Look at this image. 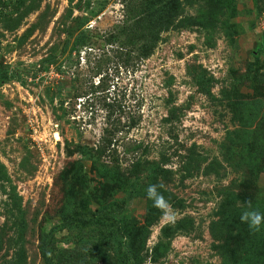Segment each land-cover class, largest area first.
Here are the masks:
<instances>
[{"label": "rangeland", "instance_id": "1", "mask_svg": "<svg viewBox=\"0 0 264 264\" xmlns=\"http://www.w3.org/2000/svg\"><path fill=\"white\" fill-rule=\"evenodd\" d=\"M245 211L264 0H0V264H264Z\"/></svg>", "mask_w": 264, "mask_h": 264}, {"label": "clouds", "instance_id": "2", "mask_svg": "<svg viewBox=\"0 0 264 264\" xmlns=\"http://www.w3.org/2000/svg\"><path fill=\"white\" fill-rule=\"evenodd\" d=\"M147 198L152 200L153 205L162 210L165 218L174 219L175 213L171 205L167 202L161 192L158 191V185H149L147 188ZM241 221L247 223L249 228L259 231L264 227V213L259 211H245L241 217Z\"/></svg>", "mask_w": 264, "mask_h": 264}, {"label": "trees", "instance_id": "3", "mask_svg": "<svg viewBox=\"0 0 264 264\" xmlns=\"http://www.w3.org/2000/svg\"><path fill=\"white\" fill-rule=\"evenodd\" d=\"M158 23L162 24V20L159 19ZM74 213H75L74 210H71L70 212H68L67 217L65 218V223H64V225H63V227L61 229H65L67 227V224L71 221V217L74 216ZM99 219L100 220H104V221L110 220V218L108 216H105V217L101 216V218H99ZM55 230H56V228H54L51 231V233L54 232ZM43 255L45 257H47V252H46L45 248L43 249ZM47 264H51V263L47 260ZM60 264H62V263H60ZM63 264H69V263H63ZM72 264H74V262H72Z\"/></svg>", "mask_w": 264, "mask_h": 264}]
</instances>
